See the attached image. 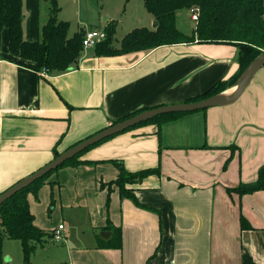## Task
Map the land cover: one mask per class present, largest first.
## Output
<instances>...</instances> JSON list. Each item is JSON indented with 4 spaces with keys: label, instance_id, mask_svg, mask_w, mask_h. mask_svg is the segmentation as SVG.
Returning <instances> with one entry per match:
<instances>
[{
    "label": "crops",
    "instance_id": "crops-1",
    "mask_svg": "<svg viewBox=\"0 0 264 264\" xmlns=\"http://www.w3.org/2000/svg\"><path fill=\"white\" fill-rule=\"evenodd\" d=\"M24 6V38L34 42L38 0ZM7 43L3 32L0 194L54 151L135 111L186 103L238 70L235 47L193 42L108 57L87 49L65 73L37 72L10 61ZM80 160L92 163L58 170L27 196L35 227L47 234L29 264H264V191H231L256 180L264 163V67L234 103L118 134ZM111 160L130 173H158L127 185L134 197L121 198L115 185L100 187L118 176ZM60 225L62 240L51 242ZM7 241L3 264H24L21 244L11 253Z\"/></svg>",
    "mask_w": 264,
    "mask_h": 264
},
{
    "label": "trees",
    "instance_id": "trees-1",
    "mask_svg": "<svg viewBox=\"0 0 264 264\" xmlns=\"http://www.w3.org/2000/svg\"><path fill=\"white\" fill-rule=\"evenodd\" d=\"M49 3L50 17L40 30V38L37 41L28 42L23 34V0H0V49L2 34L6 32L8 36L7 58L10 61L37 72L62 74L76 65L81 57L85 30L80 29L72 37H68L69 24L56 19L59 12L56 0H49ZM143 5L156 22V27L153 30L135 28L124 35L119 45L116 46L114 43L116 25L110 22L103 28L105 39L93 48L96 56L108 57L133 52H149L162 46L193 42L229 45L237 49V73L225 81L215 83L203 94L187 102L218 95L233 87L248 65L259 55L264 54V0H143ZM192 7L199 9V17L192 34L186 35L176 27V14ZM143 111L145 110L135 111L113 124ZM188 114L191 113L160 115L125 132L147 125H156L159 130L161 125ZM113 137L85 149L0 205V264H3L2 244L5 238L20 242L24 264H29L36 247L43 246L45 243L47 234L35 227L33 216L29 211L27 196L36 195L45 180L58 170L66 166L91 164L92 162L82 161L80 158L87 151ZM60 154L54 151L53 158H57ZM110 162L116 167L118 176L113 182L108 185L101 184L100 187L108 188L110 191L111 185H115L121 198L134 197L132 190L126 188L127 185L137 184L147 175L158 173L157 170L152 169L130 173L124 169L121 162L116 160ZM231 191L239 196L264 191V163L258 170L256 180L240 184ZM240 222L241 228H249L244 218H240Z\"/></svg>",
    "mask_w": 264,
    "mask_h": 264
},
{
    "label": "rangeland",
    "instance_id": "rangeland-1",
    "mask_svg": "<svg viewBox=\"0 0 264 264\" xmlns=\"http://www.w3.org/2000/svg\"><path fill=\"white\" fill-rule=\"evenodd\" d=\"M56 2L59 8L56 19L69 24L68 37H72L80 29H101L112 22L116 25L114 43L118 46L124 35L133 29L142 27L153 30L151 28L155 22L145 10L143 0H56ZM38 5L39 30H41L50 17V3L49 0H38ZM189 10H181L177 12L176 16L178 30L186 35H191L196 26V23L189 19ZM26 17L24 6L23 23L26 21ZM5 244L10 245L11 253H14L17 247V251L20 253L18 241L11 240Z\"/></svg>",
    "mask_w": 264,
    "mask_h": 264
},
{
    "label": "water",
    "instance_id": "water-1",
    "mask_svg": "<svg viewBox=\"0 0 264 264\" xmlns=\"http://www.w3.org/2000/svg\"><path fill=\"white\" fill-rule=\"evenodd\" d=\"M155 26H156V22H154V28ZM262 67H264V54L259 55L248 65V67L243 71V73L237 80L236 84L234 85L235 87L234 92L226 98L219 97L218 95H214L195 102H186V103H180L174 105L160 106L149 110H145L128 119H125L123 121H120L116 124H113L105 128L104 130L94 134L93 136L81 141L75 146L64 151L57 158L53 159L50 163L46 164L42 168L38 169L37 171L33 172L31 175L20 180L18 183L7 189L5 192H3L0 195V205L9 198H11L17 192L30 186L35 181L44 177L46 174L57 169L59 166H61L68 160L72 159L79 153L83 152L85 149L94 146L107 138L121 134L126 130L133 128L141 123L147 122L160 115L174 114V113H193V112L207 110L212 107L227 106L234 103L243 93L245 88L248 86L252 77ZM109 235L110 234L108 232H102L100 234L102 238L109 237Z\"/></svg>",
    "mask_w": 264,
    "mask_h": 264
},
{
    "label": "built area",
    "instance_id": "built-area-1",
    "mask_svg": "<svg viewBox=\"0 0 264 264\" xmlns=\"http://www.w3.org/2000/svg\"><path fill=\"white\" fill-rule=\"evenodd\" d=\"M190 21L197 23L199 17V9L197 7L191 8L189 11ZM105 39V32L103 30H86L82 38V49H93L99 42ZM63 226L60 225L53 232L51 242L59 243L62 240Z\"/></svg>",
    "mask_w": 264,
    "mask_h": 264
}]
</instances>
